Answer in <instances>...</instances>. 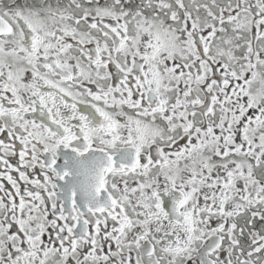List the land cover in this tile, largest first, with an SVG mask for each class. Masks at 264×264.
<instances>
[{
  "label": "snow or ice",
  "instance_id": "6c2138e0",
  "mask_svg": "<svg viewBox=\"0 0 264 264\" xmlns=\"http://www.w3.org/2000/svg\"><path fill=\"white\" fill-rule=\"evenodd\" d=\"M0 264H264V0H0Z\"/></svg>",
  "mask_w": 264,
  "mask_h": 264
}]
</instances>
